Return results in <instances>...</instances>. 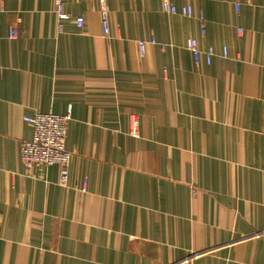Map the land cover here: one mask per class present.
Segmentation results:
<instances>
[{"label": "crops", "instance_id": "1", "mask_svg": "<svg viewBox=\"0 0 264 264\" xmlns=\"http://www.w3.org/2000/svg\"><path fill=\"white\" fill-rule=\"evenodd\" d=\"M170 1L0 0V264H264V0ZM68 111L59 184L23 116Z\"/></svg>", "mask_w": 264, "mask_h": 264}, {"label": "built area", "instance_id": "2", "mask_svg": "<svg viewBox=\"0 0 264 264\" xmlns=\"http://www.w3.org/2000/svg\"><path fill=\"white\" fill-rule=\"evenodd\" d=\"M103 4L104 0H100ZM163 8L168 13L176 14L177 9L175 5L170 0H162ZM240 0L234 2V8L236 12L239 10ZM61 2H58L55 6L56 14L62 16L61 12ZM181 14L191 15L192 8L187 5L181 8ZM101 19V30L103 36L107 37L110 31V19L109 12L102 7L100 10ZM201 20L202 16H201ZM75 23L77 26L81 27L83 25V17L78 16L75 18ZM202 33H204V24H202ZM239 33L242 32L241 28H238ZM18 35V31L15 27L9 26V38H15ZM150 42H154L153 38ZM146 42L140 40L138 41L139 53L143 54ZM188 48L191 50L194 58H198L199 49L196 46L194 39L188 40ZM207 55V60L210 62L211 56L214 54L212 48L204 49ZM221 55L227 56V49L223 47L221 50ZM70 112L65 114H56L52 112H34L29 115L23 116L24 123L28 124L32 128V136L30 139L22 140L20 143V160L27 172L33 170H42L50 165H56L59 169L58 172V182L59 184H65L68 179V168L71 160V152L65 147V137L67 123L70 120ZM137 120L134 118L132 121V134H136ZM79 189L85 191V181L81 184Z\"/></svg>", "mask_w": 264, "mask_h": 264}]
</instances>
